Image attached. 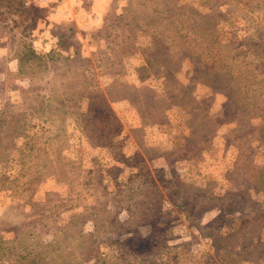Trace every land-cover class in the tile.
<instances>
[{"label":"rangeland","instance_id":"374dc122","mask_svg":"<svg viewBox=\"0 0 264 264\" xmlns=\"http://www.w3.org/2000/svg\"><path fill=\"white\" fill-rule=\"evenodd\" d=\"M0 1V264H264V0Z\"/></svg>","mask_w":264,"mask_h":264},{"label":"crops","instance_id":"0c3cea01","mask_svg":"<svg viewBox=\"0 0 264 264\" xmlns=\"http://www.w3.org/2000/svg\"><path fill=\"white\" fill-rule=\"evenodd\" d=\"M31 2L35 7L49 8L50 11L48 14L53 11L54 15L46 20L45 23L55 21V24L58 25L59 21L61 22L67 19V17L64 16L67 6L84 4L85 0H28V3L31 4Z\"/></svg>","mask_w":264,"mask_h":264},{"label":"trees","instance_id":"16d2710c","mask_svg":"<svg viewBox=\"0 0 264 264\" xmlns=\"http://www.w3.org/2000/svg\"><path fill=\"white\" fill-rule=\"evenodd\" d=\"M0 3H1V1H0Z\"/></svg>","mask_w":264,"mask_h":264}]
</instances>
